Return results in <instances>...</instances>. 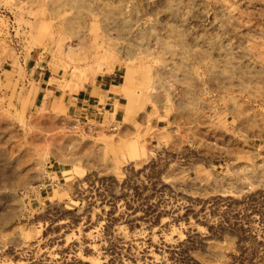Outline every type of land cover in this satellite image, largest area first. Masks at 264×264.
<instances>
[{"label": "rangeland", "instance_id": "374dc122", "mask_svg": "<svg viewBox=\"0 0 264 264\" xmlns=\"http://www.w3.org/2000/svg\"><path fill=\"white\" fill-rule=\"evenodd\" d=\"M37 69L64 91L115 71L130 115L41 109ZM251 194L264 0H0V264H264Z\"/></svg>", "mask_w": 264, "mask_h": 264}, {"label": "crops", "instance_id": "0c3cea01", "mask_svg": "<svg viewBox=\"0 0 264 264\" xmlns=\"http://www.w3.org/2000/svg\"><path fill=\"white\" fill-rule=\"evenodd\" d=\"M120 76L114 71L99 77L95 83H86L78 91H64L56 83L57 78L54 72L50 69H37L34 103L41 109L51 110L54 114L57 110H62L85 123H124L130 115V103L129 99H126L120 91L121 84L118 82ZM142 112L140 107L134 106L133 121L141 123ZM160 122V120L156 121L157 128L161 127ZM159 137L156 134V138ZM223 156L225 154L223 152L218 154L217 149L212 155L213 162L208 164L199 163V166L218 171L220 166L227 164ZM238 156H247V154L237 153L236 157Z\"/></svg>", "mask_w": 264, "mask_h": 264}, {"label": "built area", "instance_id": "2783aa9c", "mask_svg": "<svg viewBox=\"0 0 264 264\" xmlns=\"http://www.w3.org/2000/svg\"><path fill=\"white\" fill-rule=\"evenodd\" d=\"M117 128L116 126H113V129ZM56 185H58V183H56ZM264 197L263 196H259V195H246L245 196V201L247 203H251V205L249 206L251 209V213L253 214V216H260L262 215L261 210H258V208L260 207V205H257L256 202H260L261 200H263ZM264 201V200H263Z\"/></svg>", "mask_w": 264, "mask_h": 264}, {"label": "bare ground", "instance_id": "6f19581e", "mask_svg": "<svg viewBox=\"0 0 264 264\" xmlns=\"http://www.w3.org/2000/svg\"><path fill=\"white\" fill-rule=\"evenodd\" d=\"M155 238V237H154ZM154 245V244H153Z\"/></svg>", "mask_w": 264, "mask_h": 264}]
</instances>
